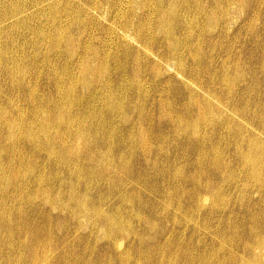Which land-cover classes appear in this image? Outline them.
<instances>
[{
  "label": "rangeland",
  "instance_id": "obj_1",
  "mask_svg": "<svg viewBox=\"0 0 264 264\" xmlns=\"http://www.w3.org/2000/svg\"><path fill=\"white\" fill-rule=\"evenodd\" d=\"M9 1L10 2L8 3V0H0L1 12H3L4 10H7V8L9 9V7H13L14 4H15V6L17 5V7L21 6L22 5L21 3L24 0H9ZM78 1L81 3H79ZM109 1L111 2L112 0H109ZM140 1H142V0H138V3H142ZM199 1H200V3L202 2L201 5H200ZM199 1L198 0H195V1L194 0H175V1L174 0H168V1L167 0H149L150 5L148 4L147 9L152 14L149 13L148 11L142 12L141 10H138L137 16L139 18H141V17L145 18L146 17V21H148L146 23L147 24L149 23L147 33L153 40V43L151 45H149L146 48V50L144 48H141L139 45L134 44V43L130 44L131 46H129V47H132L130 49L128 47H124L125 45L121 44V43H119V47H116V45L118 44L116 42L117 39H115V38L113 39L112 37H110V34H108L109 31L106 28L109 29L110 22L114 21L116 18L119 19L120 17H118V16H121V12H124V9H122V6L119 5V2H118L117 6H113L110 8L111 16H109V14L108 15L106 14V12L110 6V5L108 6V4L104 5V7H101L102 10L101 9H98V10L93 9V11H91L89 8L92 7V1H90V0H82V1L72 0V1H70V3H72L73 6L74 5L75 6H81L82 7L81 9H83L82 11L87 10L89 15L91 14L90 18L92 20L94 19L93 22H91V23H93V24L95 23L94 25L92 24L93 27L91 26L90 23H88V24L86 23V27H85V24L83 26V24L79 22L80 20L77 19L78 17H76V16H78V14L75 13L74 10L69 11L68 13H70V14L68 15L66 13L64 16V13L62 11L64 6L61 7V5H60L58 7V8H60L58 15L59 14L62 15L60 17L61 18L60 21L57 19L54 24L52 23L54 21V18H55V15H54L55 11L52 13L47 12V11L46 12H36L35 14H36V17H38V18L35 21L32 20V22L29 25L28 31L24 30L23 27L15 28L14 31L11 30L14 33H12L10 31V35H5L6 37L2 38V40L4 41V44H5V42L10 43L9 48L11 47L10 48L11 51L9 53V55H10L9 58L7 57L8 59L7 58H0V68L1 67L4 68V69H2V68L0 69L1 70L0 71V92H1V96H2V97L0 96V100H1L0 106L5 107L8 100L13 99L14 104L17 102L15 104L16 107L19 105L18 108H25L26 112H25L23 118H17V119L22 121L24 127H28V125H29L28 122H30V121L32 122L33 121L32 119H36L38 116L40 118V116H41L40 114L37 115V113H33V114L30 113L28 106H26V105H28V102L30 103L29 100H32V98H33L37 101V99H39V97H40L39 95H42V96L45 95V97L48 99L56 98V95H55V93L57 94L56 90L47 89L48 84L55 82V80H57V78L60 76L66 80L64 83L65 87H67V86L69 87L70 84L67 80L68 75L69 74H73V75L76 74V77H78L81 73L80 68L78 69V67L80 65L84 64L85 62L89 63V65L93 68L94 67L100 68L102 65H105L107 68L104 70H107V69L110 70L111 69L110 70L111 73H109L110 75L112 74L110 76V80L114 81L113 87H114L115 91L113 90L112 93H109L110 91H105L102 95H103L105 100L108 99V100H110V103L114 104L113 108L116 110V113H112L109 115L108 113L106 114V112H107L106 111L102 115L106 116V118L110 117V116H112L114 118V124L115 123L116 124L115 125L112 124V129H114L116 132H110V134H109V131L106 130L108 132V139L105 140L106 145L105 144H104V146L102 145L100 147V150H99L101 152V155L104 157L105 163L110 164L112 166L111 173H108L105 176V175H102L101 173L97 174L98 173L97 172V173H94V175L92 177H87L88 178L87 179V178H85L86 177L85 174L84 175L81 173L77 174L75 172L76 170H74L75 168H73L72 166H69V168L72 167L73 169L72 168L71 169L74 170V172L76 173V175L73 174L75 176L72 175L70 177L68 170H70V172H71V169H69L67 166H61L56 161L54 162V161L50 160L48 155L47 154L45 155L44 151L37 149L35 152H33V151L31 152V151H28L27 148L25 149L21 144L19 145V147L22 148V149L19 148V150L22 152L18 151L16 154H18V155L20 154L22 157L25 156L24 157V158H26L25 164L27 165V167H18V175L16 177L17 181L13 180L14 182L12 181V184L11 183L8 184L9 185L8 192L10 193V195L12 193V195H11V196H13L12 198L16 199L18 196H20L17 198V200H18V202H20L22 204L23 210L25 209L24 211L27 214L26 215V222L29 226L28 227L29 230L27 229L25 233L21 234V236H20L21 240H24L23 243H27L26 244L27 249L29 246L33 248L35 245L36 246L44 245L43 246L44 248H42V251L44 253L43 255L46 256V258H45L46 261L42 260L45 262L44 264H52V263L56 264L57 257L60 256V254L64 253V249L66 247L68 249L70 247L72 249V251L67 255V257L64 261V264H66V263L67 264H108L109 262L111 264H116L117 262H118L117 264H123L124 261H125L124 264H127V263H129V264L130 263L131 264H152V263L153 264H168L169 261H171L172 259H174L176 264H183V261L181 260L182 258H180L179 255H175V254L177 253V251H180L179 244H180L181 240L183 239L182 242H185V240L190 239V237L192 235L191 234L192 230H194L193 233L196 231L195 237L192 236L193 247L196 245L197 246L199 245L198 248H200V247L204 248L207 246L208 249H211L212 247L213 248L216 247L215 249H217L221 244L227 243V246H229L228 248L232 249V247L230 245L233 244L234 247H236V245L241 246L242 241L241 240L238 241L237 238L234 239L235 237L231 233H228V232H226V234H224V236L223 235H217V233L220 234V233H222L221 231L223 229H226V228L233 226L232 224L237 225L241 222L242 223L246 222L247 227L246 226L245 227L248 229L249 223L251 224L254 222V220L252 219L253 218L252 216L256 215V214L260 215V214H262V212H264V189H263L264 188L263 187L264 186V184H263L264 183V120H263L264 119V68H263V66H264V0H229V1L228 0H218V2H217V0H199ZM215 1H216V4H215ZM85 3H86V5H85ZM219 3H220V5H219ZM214 4H215V6H214ZM175 5H177V6H175ZM217 5H219V6H217ZM197 6H199V7H197ZM168 7H170V8H168ZM239 8H241L242 10L241 9L239 10ZM172 9H173V12H171ZM221 9H223V11H225V12H223ZM160 10H161V12L163 11L166 14L168 12L169 18H170L171 14H174L176 12L175 16L177 17L176 20L179 24V28L175 31V35L178 38L182 37L181 40L184 42V43H182L184 45L182 47H180V54L182 57L181 59H183L181 61L182 62V68L180 70H177L178 68L176 67V64L173 62V59L171 57L167 59V52L169 51V47H168L166 39H165L166 38L165 34L161 31H156L153 28L149 29L150 24H155V23L159 24L160 23V21H159L160 18L156 14V12L160 11ZM1 12H0V14H2ZM203 13L206 15H204ZM209 13H211L212 15ZM72 14L74 15V17H73V20L70 21L72 19ZM191 14H194V15H191ZM147 15H149V16L147 17ZM202 15H204V16H202ZM180 16H182V17H180ZM211 16H212V18H211ZM112 18L114 20H112ZM124 18H125V20H127L128 16H124ZM208 18L210 19V21L208 20ZM181 20H183V21H181ZM75 21H77V23ZM123 21H124V19H123ZM211 21H212V23H211ZM33 22H34V24H33ZM35 22H37V24ZM70 22H72V23L70 24ZM104 22L106 23V26L104 25ZM213 22L215 25L213 24ZM183 23H185V24L183 25ZM211 24L213 27L211 26ZM56 26L59 28H57ZM191 26H193V28ZM90 29L92 32L90 31ZM31 30H33V31H31ZM82 30H83V32H82ZM29 32L30 33L32 32V35ZM118 33L121 34L122 32L120 31ZM23 34H24V36H23ZM25 35H29V36L26 37ZM32 36H34V38L35 37L36 38L33 39ZM106 36H107V39H105ZM22 38L23 39L26 38V40H23ZM66 38L69 39L67 44L64 42V40H66ZM20 40H21V42H20ZM29 40H32V41H29ZM60 40L63 41V42H60L61 44L59 42H57ZM163 40H165V41H163ZM112 42L114 43V46H113V48L109 49L110 50L109 51L108 48L110 45L113 44ZM16 43H17V45H16ZM105 43H106V45H105ZM40 44H41V46H39ZM68 45H70V46H68ZM54 46H56V47H54ZM33 47H35L36 49H34ZM54 48L56 50H54ZM166 48H168V49H166ZM57 50L59 52H57ZM80 50H82V52ZM95 50H97V51H95ZM114 50H116L117 52ZM137 50L140 52H138ZM197 50H198V52H197ZM143 51L145 53L147 52V54H149V55H146L145 53H143ZM104 52H105V54H104ZM108 52H110V53H108ZM73 53L75 55H72ZM115 53H119V54L117 55ZM124 53H125V55L123 56ZM137 54L139 55V58H138ZM190 54H191V56H190ZM193 54L198 58V60H197V58H195L196 61L193 60V57H192ZM50 55H53V56H50ZM83 55L85 58L83 57ZM115 55H116V58L114 57ZM92 56H94V58ZM40 57L43 58L42 62H41ZM59 57H61V58H59ZM13 58L14 59L18 58V59L16 61L15 60L13 61ZM36 58H37V60H36ZM56 58H59V59L57 60ZM90 58H91V60H89ZM140 58H142V59H140ZM10 59H11V61H10ZM22 60H23V62H22ZM26 60H28V62ZM54 60H56V61L54 62ZM93 60H94V62H93ZM136 60H138L139 62ZM24 61H25L26 65H24ZM68 61L69 62L74 61L73 63L76 64V67L74 69H71V71L67 67V65L69 63ZM127 61H131V62H128V64H127L126 63ZM62 62H64V63H62ZM12 63H15V64L13 65ZM93 63H95V64H93ZM101 63H103V64H101ZM125 64H126V66H125ZM54 65L57 66V69L55 66V70L53 68ZM239 66H240V69H239ZM245 66H246V68H245ZM37 67H39V68H37ZM73 67L74 66H72V68ZM139 67H140V70H142L141 71V82H138L136 78L134 79V78H132V76L131 77L129 76V75H133L134 72L137 71V69ZM58 68L60 69V71ZM76 68H77V70H76ZM235 68H236V70H235ZM48 69H50V71ZM44 71L46 72V74H44L45 73ZM53 71H55V72L53 73ZM57 71L59 72V74ZM5 72H6V74H5ZM13 72H15V73H13ZM60 72H62V73H60ZM234 72L238 73V74H234ZM242 72L244 73V76H243ZM27 73H29V74H27ZM54 74L56 75V77ZM30 75H31V77H30ZM154 75L157 77H155ZM227 75H230V76L227 77ZM3 76L6 78H4ZM36 76L38 77L37 80H36ZM7 77H9V78H7ZM51 77H53V78H51ZM14 78L17 80H15ZM54 78H56V79L54 80ZM222 78H224V80ZM75 79H76V81H74V84H76V88H77L78 92L83 91V88H82L83 82L81 81V79H80V81L77 78H75ZM108 79H109V77H108ZM13 80H15V81H13ZM239 80L241 81V83ZM236 81H238V82L236 83ZM242 81H243V83H242ZM5 82H7V83H5ZM119 82H120V84H118ZM233 82H235V83H233ZM18 83H22V84L24 83L23 85H29L28 87L31 86L30 87L31 89H28V91L26 90L22 94V92L19 91L20 89H18V87H19ZM226 83H227V87H228L229 83L232 84V85L229 84V87L231 86L230 90H228L226 88ZM11 84H14L16 86H13ZM80 84H82V85H80ZM140 84H142L140 86V87H142V93L139 96L138 94H135V91L137 89L136 86L139 87ZM34 86L39 87V88L35 89ZM223 86H225V87H223ZM11 87H13V89H11ZM32 87L34 88V90ZM183 87H184V89H183ZM14 88H16L17 92L15 91ZM180 88H181V90H180ZM210 89H211V91H210ZM131 90L134 92H132ZM177 90H179L181 93L183 92V94L185 95L182 98V100H180V98L175 95ZM4 92H6V93L4 94ZM14 92H16L17 94ZM209 92H212V94ZM227 92H228V94H227ZM27 93H29V94H27ZM190 93L196 97L195 100H197V103L199 105V106L198 105L195 106V108H193V106H192L191 109L189 108V103L192 104V102L189 101L190 95H191ZM30 94H32V95H30ZM79 94H80V96H84V97L87 96V94H81V93H79ZM4 95L7 97L4 98L5 97ZM21 95H22V97H21ZM8 96L10 99L8 98ZM34 96H36V97H34ZM145 97L147 99H144L145 101L142 104V99ZM228 97H230V98H228ZM24 98H25V100H24ZM134 99H135V101H134ZM137 99L140 101V103L136 101ZM128 101H130L131 103H134V102L138 103L137 105H139V107L144 109L142 112L146 113V116H148V120L145 121L144 118H142V120L137 121L136 118L139 117L138 116L139 112H137V111L133 112V110L130 109V102H128ZM168 101L172 104H170ZM161 103H163V105L161 107H159L158 104H161ZM3 104H5V105H3ZM24 104H25V106H24ZM208 105H212V106L209 107ZM96 107H99L101 109L99 102L97 103ZM99 108H96V109H99ZM169 109L171 111H169ZM101 110H103V109H101ZM89 112L92 113L93 111H89ZM89 112H88V114L86 113V116L89 115ZM174 112H175V114H174ZM191 112H193V113H191ZM134 113H136V114H134ZM131 114H132V116H131ZM160 114L164 117H162ZM27 115H29V116L27 117ZM11 116H6L7 118H9V117L11 118V119L9 118L8 121H14V122L18 123L16 117L13 116L14 117V120H13V117H11ZM130 116H131V118L133 117L132 118L133 123L132 124H125L124 119L130 118ZM175 116L176 117L178 116V117L176 118ZM196 116H198V117H196ZM185 117L187 118V120ZM184 118H185V120H184ZM135 119H136V121H135ZM181 119H182V122L180 121ZM205 119L208 121L205 122ZM85 120H88V121H86V124L89 123V125H90L89 117H88V119H85ZM202 120H203V122H202ZM210 120H211V122H210ZM231 122H233V123H231ZM2 123H3V121L0 122V134L2 136H4L6 129H4V130L2 129L3 128L2 126L4 125V123L3 124ZM184 123H185V125H184ZM199 123L201 126L199 125ZM177 126H179V127H177ZM125 127L126 128H134L137 131L140 130L143 132V135L146 139V141H144V145L146 146V149H147L145 155H142V153L140 152L141 151L140 140H135V142L130 141L131 144H133L131 146H129L130 143L129 144H127V143L123 144L124 145L123 147L118 145V144H120L118 142L119 136L121 135V133L122 134L125 133ZM1 130H3V131H1ZM94 131H95V129L93 128L91 131L92 134L90 133V136H92L93 139H92V141L90 140V144L88 143L89 146L93 145L94 140H96L97 138H100L99 133L102 130L96 129V131L95 132ZM231 131H232V134H234L235 136L231 134ZM240 132L242 133V135ZM166 135H167V137H166ZM243 135H245V137H243ZM184 136L186 137V139ZM203 136H205V137H203ZM164 137H166V138H164ZM196 137H197V139H196ZM255 139H256V141H255ZM167 140H169V141H167ZM109 141L111 144L109 143ZM180 141L182 144L180 143ZM8 142L9 141L7 140V141H5V143L2 142L0 144V147L2 148V152H0L1 153L0 164L4 165L5 168H6V166H7V168H9L11 163L16 162L17 163L16 165L19 164V162H17L16 160H12V161L8 162V159L10 157V152L4 148L6 146L11 148V146L13 144V142H9V143ZM199 142H201V143H199ZM236 142H237V144H236ZM233 143H235V144H233ZM138 144H139V146H138ZM160 144L162 147L160 146ZM163 144H165V145H163ZM167 144H169V145H167ZM4 145H5V147H4ZM116 145L120 146V147H117ZM135 145L137 148L135 147ZM132 146H133V148L135 147V149H136V153H135L134 157H131V155L129 154V151H128L129 147H132ZM156 146L157 147L159 146V147L156 148ZM167 146H168V148H167ZM165 147L167 148V150ZM193 147H197V148H193ZM211 147H214V149H212ZM253 147H255L256 149ZM106 148H108V152H107ZM161 148H162V150H161ZM235 148L238 150V152H237V150H235ZM163 149H164V152H163ZM168 149H169V151H168ZM217 149H218V152H217ZM251 149H253L254 152H257L258 153L257 156L260 158V160L258 159V162H260L259 163V174L260 175L257 177L255 175H253V171H252L251 167L248 166V164L245 161L246 154L248 152L251 154V151H253ZM258 149H259V151H258ZM102 150H104L105 152ZM214 150H215V152L213 153ZM39 151H40V153H39ZM161 151H162V153H161ZM246 151H247V153H246ZM260 151H261V153H260ZM158 152H160L162 154V156ZM3 153H4V155H3ZM16 154H15V156H16ZM128 154H129V156H128ZM155 154L158 155V157ZM203 155H205V156H203ZM206 155H207V157H206ZM202 156H203V158L206 157V159L202 160ZM81 157H83L82 159L89 160L87 155L85 156L84 154H81ZM126 157H129L130 159L129 158L126 159ZM262 157H263V159H262ZM46 158H47V160H46ZM121 158H124V159H121ZM136 158L144 159V161L146 160L144 166L140 165L138 167V162H137ZM125 159L126 160L129 159V162H127V163L130 165L131 171L135 172L136 169L138 171L141 169L139 175H133L131 173L128 176H126V175L120 174V171H117V173H116L117 168L115 166L118 163H121L124 161L126 162ZM172 159H173V161H172ZM209 159H210V161H209ZM27 160H29V161H27ZM114 160H116V161H114ZM130 160H131V162H130ZM217 161H220L218 163L223 164V167L222 166L221 167L223 168L224 171L222 170V168L218 169L220 172L223 171V173L221 172L223 174V176L221 173L217 172V170H214L215 167L211 166V164H210L213 162L216 163ZM221 161L223 163H221ZM27 163H29V164H27ZM37 163H38V165H37ZM207 163H209V164H207ZM224 163L227 166H225ZM88 164L86 162V165H88ZM174 164H176V165H174ZM208 165H210L211 167H209ZM243 165H245V166H243ZM176 166H178V167H176ZM181 166H182V168H181ZM33 167H35V168H33ZM55 167H56V169H55ZM180 168L183 169L184 172ZM85 169H86V167L83 170H85ZM4 170L0 171V180H2L3 182L5 180L6 175L8 176V173L10 175V172H11V170H9V169H4ZM243 170H245V171L243 172ZM198 171L200 172V174ZM233 172H235L236 174ZM53 173H55V174H53ZM175 173H176V175L173 176ZM232 173H233V175H232ZM1 174H2V176H1ZM114 174H115V176H114ZM171 174H173V175H171ZM192 174H194V175H192ZM226 174L228 175V177H226ZM52 175L54 177H52ZM188 175L194 176L196 179L199 178L198 180L195 179L196 181H198L196 183L198 185L200 184L199 186L202 187V189H203L200 191V193H197L198 195L196 194L197 196L194 200L191 198V195L194 193V188H193L194 186H192V185H181V177L188 176ZM200 175H201V178H200ZM83 176H84V178H83ZM35 177H37V178H35ZM114 177H116V178H114ZM163 177L165 178L164 180H163ZM157 178H158V180H157ZM31 179H32V182H30ZM118 179L120 182L118 181ZM131 179L133 181H130ZM137 179H139V180H137ZM48 180L50 181L49 183H48ZM177 180H178V182H177ZM139 181L141 184L142 183L143 184L142 185L140 184L138 186L137 184H139ZM162 181L163 182L166 181V182L162 183ZM244 181H245V183L243 184ZM261 181H263V182H261ZM73 182H75V183H73ZM228 182L230 185L228 184ZM251 182L254 183L255 185L251 184ZM106 183H107V185H106ZM176 183H177V185H176ZM108 184H110V186ZM42 185H44V186L46 185V186L44 187ZM63 185H65V186H63ZM180 185L182 186L180 188L181 191H176V188L179 187ZM205 185H207V186H205ZM93 186L94 187L97 186V187L94 188ZM127 186L129 188H127ZM246 186H248L249 189ZM251 186H252V188H251ZM34 187H36V188L34 189ZM40 187H42V188H40ZM119 187H120V189H119ZM162 187L165 190L164 192L162 191L163 190ZM209 187H210V190H208ZM222 187H225V188L223 189ZM31 188L34 191H31L32 190ZM62 188H64V189H62ZM121 188L124 191H122ZM142 188H145V190ZM257 188H258V190H257ZM28 189H29V191H28ZM65 189L67 191L69 189V191L67 192ZM135 189L137 191H135ZM50 190H51V192L49 193ZM62 190H64V191H62ZM108 190L109 191L111 190L110 193ZM173 190H175V191H173ZM182 190L183 191L185 190V192H183ZM19 191H21V192H19ZM239 191H240V193H239ZM17 192H19L18 195H17ZM44 192H45V194H47V196L45 194L43 195ZM121 192H123V193H121ZM146 192H148V193H146ZM205 192L208 194H206ZM30 193H32V194H30ZM51 193H53V195ZM66 193H68V194H66ZM78 193L82 194V195H80V198H81L80 201L85 204L84 206L82 204H81V206H79L80 202L71 200ZM128 193H129V195H128ZM171 193H172V195H171ZM221 193L223 196L221 195ZM256 193H258V195ZM61 194H62V198H61ZM114 194H116V195L114 196ZM41 195H42V197H41ZM259 195H260V197H259ZM117 196H120L121 198L117 197ZM153 196H154V198H153ZM178 196H180L181 198ZM170 197H172V198H170ZM207 197L210 200H208ZM205 198L208 200V202ZM242 198L244 201L242 200ZM161 199H163V200H161ZM202 199H203V201H202ZM90 200L93 202H91ZM151 200L153 201V203ZM205 200L208 203L206 205H205V203H206ZM104 201H105V203H104ZM131 201H133V202H131ZM240 201H242L243 203ZM41 202H43V203H41ZM160 202H161V204H160ZM162 203H163V205H162ZM164 203H166V204H164ZM90 204H91V206H90ZM155 204H156V206H155ZM215 204L218 206H216ZM172 205H174V206H172ZM225 205H227V207ZM233 205H235V207ZM96 206H98V207H96ZM132 206H133V208H132ZM103 207H105V208H103ZM174 207H175V210H174ZM53 208H55V209H53ZM90 208H92L94 210L90 211ZM76 209H80V210L78 211ZM55 210H57V211H55ZM169 211H170V213H169ZM174 211H175V213H174ZM195 211H197V212H195ZM61 212L62 213L65 212V213L62 214ZM139 212H140V214H139ZM165 212H166V214H165ZM74 213L76 215H74ZM38 214H40V215H38ZM125 215H126V217H125ZM56 216H57V218H56ZM102 216H104V217L109 216L110 218H113L118 225L115 227L108 226L106 221L104 222V218ZM148 216H149V218H148ZM173 216H174V218H173ZM175 216H177V217H175ZM32 217H34V218H32ZM100 217H101V219H100ZM13 218H14V216H12V219ZM27 218H28V220H27ZM168 218H169V221L167 220ZM99 219H100V221H99ZM131 219L133 220V222H131ZM141 219L143 222L141 221ZM146 219H147V221H146ZM150 219H153V220H150ZM176 219H177V221H176ZM197 219H199V220H197ZM128 220H130V221H128ZM172 220H173V222H172ZM65 223H66V225H65ZM103 223H104V225H103ZM205 223H206V225H205ZM133 224H135L136 226ZM200 224H201V226H200ZM126 225L128 226V228ZM65 226H66V229H65ZM84 226H86L85 229L87 231H85V229H83ZM261 226L264 227V223L261 224ZM61 227H62V229H61ZM30 228H31V230H30ZM134 228H135V230H134ZM152 228H153V230H152ZM169 228H171V229L169 230ZM73 229H75V230H73ZM81 229L83 231H85L86 234L83 233V231H81ZM69 230H70V233H69ZM79 230L81 232H79ZM53 231H55L54 232L55 234L53 233ZM165 231H167V232H165ZM204 231H206V232H204ZM120 234H121V236L123 235V237H121ZM177 234H178V236H177ZM179 234H181V235H179ZM25 235H26V237H25ZM27 235H30L29 236L30 238H28ZM43 235H45V236H43ZM113 235H114V237H113ZM49 236L51 237L52 243L49 240ZM131 236L133 238H131ZM164 236L166 238H164ZM229 236H230V238H229ZM24 237H25V239H24ZM39 238H41V240ZM123 238L126 240H124ZM212 238H215V239H212ZM227 238H229V239H227ZM27 239H29L30 241ZM38 239H39V241H38ZM86 239H87V242H86ZM199 239H201L200 240L201 245L199 244ZM216 239H218V240H216ZM244 239H246V238H244ZM88 240H89V244H88ZM142 240H143V242H141ZM223 241L226 243H224ZM14 242H16V240ZM93 243H94V246H93ZM160 243H161V245H160ZM83 244H84V246H83ZM139 244H140V246H139ZM4 246L5 245L2 244L0 247V264H5L4 260L8 256L10 257V262L12 264H15V260H16L15 254L16 253H13V252L16 248V244L14 243L12 245L13 247H11V249H8L7 247H4ZM240 246H238V248H234V250H236V251L233 250V252L241 253L242 250H241ZM30 247H29V250H30ZM88 248H90V249L88 250ZM96 248H97V250H96ZM61 249H62V251H60ZM29 250H25V252H23L24 253L23 254L24 255L23 260H24L25 264H27V263L31 264V262L29 263V261L30 260L32 261L31 254L29 255V252H28ZM80 250H81V252H80ZM127 250H129V251H127ZM9 251L11 254L13 253L12 256L9 255L10 254ZM86 251L88 252V254ZM168 251H171V252H168ZM74 253H75V255H74ZM79 253L81 254V256ZM84 253H86V255ZM97 254H98V256H97ZM26 255H28L30 257H28ZM52 255L54 256V258H52L53 257ZM84 255H85V257H84ZM90 255H91V257H90ZM144 255L146 257H148L150 260H153V262L148 263V260L144 258ZM163 256L165 257V259L163 258ZM167 256L168 257L171 256L170 259ZM111 257H112V259H110ZM28 258H29V260H28ZM73 258H74V260H73ZM106 258H107V260H106ZM125 258L127 260H124ZM108 260H109V262H108ZM129 261H131V262H129ZM135 261H136V263H134ZM162 261H164V262H162ZM62 263L63 262H61V264ZM40 264H42V263H40ZM58 264H60V263H58Z\"/></svg>",
  "mask_w": 264,
  "mask_h": 264
},
{
  "label": "bare ground",
  "instance_id": "obj_2",
  "mask_svg": "<svg viewBox=\"0 0 264 264\" xmlns=\"http://www.w3.org/2000/svg\"><path fill=\"white\" fill-rule=\"evenodd\" d=\"M70 1H72V0H24L20 5L21 6H18L17 7V5L15 6V4L13 5V7H9V9L7 8V10H4L3 12H1V10H0V12L2 13V14H0V58H9V53H10V51H11V47L9 48V45H10V43H6L5 42V44H4V41L2 40V38L4 37H6L5 35H10V31L11 30H15V28H19V27H23L24 28V30H27L28 31V29H29V25H30V23L32 22V20H36L38 17H36V12H50V13H52V12H54L55 11V13H54V15H55V18H54V21L52 22L53 24L56 22V20L58 19L59 21H60V17L62 16L61 14H59L58 15V13H59V11H60V8H58L60 5H61V7L62 6H64V8L62 9V11H63V13H64V16H65V14L67 13L68 15L70 14V13H68L69 11H75V13H77L78 14V16H76V17H78L77 19H79L80 21V23H82L83 24V26H84V24H85V27H86V23L88 24V23H90L91 24V26H92V24L93 23H91V22H93V20L90 18V16H91V14L89 15V13H88V11L87 10H84V11H82L83 9H81L82 7L81 6H73V4L72 3H70ZM80 1H82V0H80ZM90 1H92V7H90L89 9L91 10V11H93V9H96V10H98V9H101V7H104V5H107L108 4V6H109V8H108V10H107V12H106V14L108 15L109 14V16H111V11H110V8L111 7H113V6H117L118 5V2H119V5H121L122 6V9H124V12H121V16H118V17H120L119 19H113L112 18V20H114V21H112V22H110V27H109V29L108 28H106L108 31H109V33L108 34H110V37H112L113 39L115 38V39H117V45H116V47H119V43H121V44H124L125 46L124 47H128L129 49L130 48H132V47H129V46H131L130 44H137V45H139L141 48H144L145 50H146V48L149 46V45H151L152 43H153V40H152V38L148 35V33H147V29H148V26H149V23L147 24L146 22H148V21H146V17L145 18H142L141 16V18H139L138 16H137V11L138 10H141L142 12H147L148 11V4H149V0H142V1H140V2H142V3H138V0H112L111 2L109 1V0H90ZM168 1V0H167ZM175 1V0H174ZM195 1V0H194ZM199 1V0H198ZM229 1V0H228ZM10 1L8 0V3H9ZM16 2V1H15ZM79 2V1H78ZM152 2V1H151ZM171 2V1H170ZM179 2V1H178ZM217 2H218V0H217ZM12 3V2H11ZM79 3H81V2H79ZM192 3V2H191ZM194 3V2H193ZM199 3H200V1H199ZM202 4V2L200 3V5ZM215 4H216V1H215ZM215 4H214V6H215ZM230 4V3H229ZM7 5V4H6ZM85 5H86V3H85ZM90 5V4H89ZM88 5V6H89ZM150 5V4H149ZM196 5V4H195ZM198 5V4H197ZM199 5V6H200ZM209 5V4H208ZM219 5H220V3H219ZM219 5H217V6H219ZM222 5V4H221ZM9 6V5H8ZM168 6V5H167ZM166 6V7H167ZM171 6V5H170ZM175 6H177V5H175ZM180 6V5H179ZM178 6V7H179ZM199 6H197V7H199ZM216 6V7H217ZM183 7V6H182ZM201 7V6H200ZM4 8V7H3ZM85 8V7H84ZM88 8V7H87ZM86 8V9H87ZM151 8V7H150ZM168 8H170V7H168ZM174 8V7H173ZM187 8V7H186ZM243 8V7H242ZM5 9V8H4ZM155 9V8H154ZM160 9V8H159ZM195 9V8H194ZM199 9V8H198ZM202 9V8H201ZM200 9V10H201ZM241 8H239V10H240ZM102 10V9H101ZM115 10V9H114ZM152 10V9H151ZM150 10V11H151ZM167 10V9H166ZM177 10V9H176ZM185 10V9H184ZM191 10V9H190ZM203 10V9H202ZM201 10V11H202ZM222 11H223V9H221ZM242 10V9H241ZM168 11V10H167ZM166 11V12H167ZM193 11V10H192ZM195 11V10H194ZM204 11V10H203ZM207 11V10H206ZM214 11V10H213ZM115 12V11H114ZM149 12V11H148ZM155 12V11H154ZM171 12H173V9H172V11ZM179 12V11H178ZM223 12H225V11H223ZM222 12V13H223ZM243 12V11H242ZM57 13V14H56ZM62 13V12H61ZM72 13V12H71ZM105 13V12H104ZM149 13H151V12H149ZM192 13V12H191ZM196 13V12H195ZM241 13V12H240ZM148 14V13H147ZM152 14V13H151ZM156 14H157V16L160 18L159 19V21H160V23L159 24H157V23H155V24H150V27H149V29L151 28H153V29H155L156 31H161V32H163L164 34H165V36H166V42H167V45H168V47H169V51L167 52V59L168 58H172L173 59V62L176 64V67L178 68L177 70H180L181 68H182V60L183 59H181L182 57H181V54H180V47H182L184 44H182V43H184L182 40H181V38H178L176 35H175V31L179 28V24H178V22H177V17L175 16V14H176V12L174 13V14H171L170 15V18H169V16H168V12H167V14L166 13H164L163 11L161 12V10L160 11H157L156 12ZM204 14V13H203ZM209 14H211V13H209ZM42 15V14H41ZM139 15V14H138ZM191 15H194V14H191ZM204 15H206V14H204ZM204 15H202V16H204ZM212 15V14H211ZM227 15V14H226ZM124 16H128V19L127 20H125V18H124ZM149 15H147V17H148ZM201 16V17H202ZM41 17V16H40ZM49 17V16H48ZM51 17V16H50ZM73 17H74V15L72 14V19L70 20V21H72L73 20ZM95 17V16H94ZM97 17V16H96ZM113 17V16H112ZM180 17H182V16H180ZM104 18V17H103ZM115 18V17H114ZM151 18V17H150ZM210 18V17H209ZM208 18V20L210 21V19ZM211 18H212V16H211ZM217 18V17H216ZM99 19V18H98ZM123 19H124V21H123ZM153 19V18H152ZM157 19V18H156ZM182 19V18H181ZM191 19V18H190ZM49 20V19H48ZM195 20V19H194ZM58 21V22H59ZM158 21V20H157ZM181 21H183V20H181ZM41 22V21H40ZM39 22V23H40ZM76 23H77V21H75ZM95 22V21H94ZM97 22V21H96ZM106 22V21H105ZM104 22V25L106 26V23ZM155 22V21H154ZM186 22V21H185ZM215 22V21H214ZM214 22H213V24H214ZM36 24H37V22H35ZM72 22H70V24H71ZM98 23V22H97ZM211 23H212V21H211ZM33 24H34V22H33ZM60 24V23H59ZM95 24V23H94ZM93 24V25H94ZM108 24V23H107ZM157 24V25H156ZM185 23H183V25H184ZM190 24V23H189ZM39 25V24H38ZM51 25V24H50ZM63 25V24H62ZM65 25V24H64ZM79 25V24H78ZM215 25V24H214ZM96 26V25H95ZM211 26H212V24H211ZM57 27V26H56ZM72 27V26H71ZM84 27V28H85ZM88 27V26H87ZM93 27V26H92ZM192 28H193V26H191ZM213 27V26H212ZM32 28V27H31ZM30 28V29H31ZM37 28V27H36ZM57 28H59V27H57ZM117 28V29H116ZM191 28V29H192ZM35 29V28H34ZM70 29V28H69ZM93 29V28H92ZM97 29V28H96ZM189 29V28H188ZM81 30V29H80ZM193 30V29H192ZM13 31H11L12 33H14ZM31 31H33V30H31ZM72 31V30H71ZM70 31V32H71ZM87 31V30H86ZM90 31H91V29H90ZM122 32L121 34L120 33H118V32ZM45 32V31H44ZM79 32V31H78ZM82 32H83V30H82ZM89 32V31H88ZM92 32V31H91ZM28 33V32H27ZM30 33V32H29ZM54 33V32H53ZM75 33V32H74ZM77 33V32H76ZM31 35H32V32L30 33ZM52 34V33H51ZM92 34V33H91ZM54 35V34H53ZM52 35V36H53ZM23 36H24V34H23ZM26 37L27 36H29V35H25ZM59 36V35H58ZM62 36V35H61ZM33 37V39H35L34 38V36H32ZM75 37V36H74ZM50 38V37H49ZM60 38V37H59ZM70 38V37H69ZM83 38V37H82ZM90 38V37H89ZM23 39V38H22ZM21 39V40H22ZM28 39V38H27ZM32 39V38H31ZM32 39V40H33ZM105 39H107V36H106V38ZM21 40H20V42H21ZM23 40H26V38L25 39H23ZM32 40H29V41H32ZM52 40V39H51ZM79 40V39H78ZM112 40V39H111ZM13 41V40H12ZM18 41V40H17ZM28 41V42H29ZM68 41H69V39L68 38H66V40H64V42L67 44L68 43ZM93 41V40H92ZM110 41V40H109ZM163 41H165V40H163ZM46 42V41H45ZM57 42H63L62 40H60V41H57ZM75 43V42H74ZM113 43V42H112ZM15 44V43H14ZM46 44V43H45ZM53 44V43H52ZM61 44V43H60ZM73 44V43H72ZM16 45H17V43H16ZM51 45V44H50ZM54 45V44H53ZM56 45V44H55ZM83 45V44H82ZM105 45H106V43H105ZM39 46H41V44L39 45ZM65 46V45H64ZM68 46H70V45H68ZM76 46V45H75ZM113 46H114V43L112 44V45H110L109 46V48H108V50L109 49H111V48H113ZM15 47V46H14ZM20 47V46H19ZM25 47V46H24ZM43 47V46H42ZM54 47H56V46H54ZM88 47V46H87ZM106 47V46H105ZM13 48V47H12ZM34 49H36L35 47H33ZM68 48V47H67ZM86 48V47H85ZM94 48V47H93ZM97 48V47H96ZM41 49V48H40ZM48 49V48H47ZM46 49V50H47ZM101 49V48H100ZM105 49V48H104ZM124 49V48H123ZM126 49V48H125ZM138 49V48H137ZM166 49H168V48H166ZM17 50V49H16ZM22 50V49H21ZM54 50H56L55 48H54ZM70 50V49H69ZM77 50V49H76ZM92 50V49H91ZM99 50V49H98ZM15 51V50H14ZM13 51V52H14ZM20 51V50H19ZM23 51V50H22ZM44 51V50H43ZM81 52H82V50H80ZM95 51H97V50H95ZM105 51V50H104ZM110 51V50H109ZM114 51H116V50H114ZM130 51V50H129ZM138 51V50H137ZM142 51V50H141ZM21 52V51H20ZM57 52H59L58 50H57ZM71 52V51H70ZM73 52V51H72ZM76 52V51H75ZM86 52V51H85ZM92 52V51H91ZM113 52V51H112ZM117 52V51H116ZM138 52H140V51H138ZM190 52V51H189ZM197 52H198V50H197ZM27 53V52H26ZM108 53H110V52H108ZM129 53V52H128ZM143 53H145L144 51H143ZM81 54V53H80ZM79 54V55H80ZM84 54V53H83ZM104 54H105V52H104ZM115 54H119V53H115ZM146 55H149V54H147V52L145 53ZM144 54V55H145ZM152 54V53H151ZM198 54V53H197ZM13 55V54H12ZM27 55V54H26ZM56 55V54H55ZM54 55V56H55ZM72 55H75L74 53L72 54ZM77 55V54H76ZM93 55V54H92ZM100 55V54H99ZM125 55V53L123 54V56ZM138 55V54H137ZM136 55V56H137ZM50 56H53V55H50ZM61 56V55H60ZM65 56V55H64ZM98 56V55H97ZM112 56V55H111ZM122 56V57H123ZM133 56V55H132ZM190 56H191V54H190ZM13 57V56H12ZM83 57H84V55H83ZM93 58H94V56H92ZM103 57V56H102ZM101 57V58H102ZM105 57V56H104ZM115 58H116V55L114 56ZM152 57V56H151ZM192 57H193V60H195V58H197L194 54L192 55ZM199 57V56H198ZM7 58V59H8ZM41 58V57H40ZM49 58V57H48ZM59 58H61V57H59ZM59 58H56L57 60L59 59ZM72 58V57H71ZM85 58V57H84ZM138 58H139V55H138ZM188 58V57H187ZM200 58V57H199ZM18 59V58H17ZM16 58L14 59L13 58V61L15 60H17ZM26 59V58H25ZM31 59V58H30ZM42 59L43 58H41V62H42ZM50 59V58H49ZM77 59V58H76ZM75 59V60H76ZM105 59V58H104ZM136 59V58H135ZM140 59H142V58H140ZM148 59V58H147ZM36 60H37V58H36ZM71 60V59H70ZM74 60V61H75ZM78 60V59H77ZM82 60V59H81ZM89 60H91V58L89 59ZM95 60V59H94ZM94 60H93V62H94ZM103 60V59H102ZM101 60V61H102ZM119 60V59H118ZM121 60V59H120ZM187 60V59H186ZM197 60H198V58H197ZM200 60V59H199ZM10 61H11V59H10ZM12 61V62H13ZM27 62H28V60H26ZM40 61V60H39ZM51 61V60H50ZM56 60H54V62H55ZM74 61H71V62H69L68 63V65H67V67L70 69V71H71V69H74L75 67H76V64L75 63H73ZM97 61V60H96ZM100 61V62H101ZM136 61H138V60H136ZM196 61V60H195ZM2 62V61H1ZM22 62H23V60H22ZM21 62V63H22ZM52 62V61H51ZM83 62V61H82ZM103 62V61H102ZM128 62H131V61H127L126 63L128 64ZM139 62V61H138ZM170 62V61H169ZM201 62V61H200ZM62 63H64V62H62ZM80 63V62H79ZM96 63V62H95ZM95 63H93V64H95ZM136 63V62H135ZM4 64V63H3ZM7 64V63H6ZM9 64V63H8ZM13 65L15 64V63H12ZM20 64V63H19ZM18 64V65H19ZM57 64V63H56ZM92 64V63H91ZM100 64V63H99ZM101 64H103V63H101ZM12 65V66H13ZM23 65V64H22ZM24 65H26L25 64V61H24ZM33 65V64H32ZM97 65V64H96ZM107 65V64H106ZM109 65V64H108ZM200 65V64H199ZM262 65V64H261ZM260 65V66H261ZM40 66V65H39ZM48 66V65H47ZM55 66L56 65H54V70H55ZM66 66V65H65ZM72 66H74L73 68H72ZM79 66V65H78ZM115 66V65H114ZM125 66H126V64H125ZM6 67V66H5ZM15 67V66H14ZM32 67V66H31ZM35 67V66H34ZM42 67V66H41ZM122 67V66H121ZM2 69H4L3 67H1ZM0 68V69H1ZM7 68V67H6ZM5 68V69H6ZM19 68V67H18ZM24 68V67H23ZM37 68H39V67H37ZM48 68V67H47ZM64 68V67H63ZM62 68V69H63ZM80 68V75L78 76V77H76V74L75 75H73V74H69L68 75V77H67V80H68V82H69V84H70V86L68 87H65V85H64V83H65V79L64 78H62V77H58L57 78V80H55L56 78H54V80H55V82H52V83H49L48 84V86H47V89H51V90H56V92H57V94L55 93V95H56V98H51V99H48V98H46L45 97V95L44 96H42V95H39L40 97H39V99H37V101L35 100V99H33L32 98V100H29L30 101V103L28 102V105H26V106H28V108H29V111H30V113L31 114H33V113H37V115H41L40 116V118H39V116L36 118V119H32L33 121L31 122H28L29 123V125H28V127H24L23 126V123H22V121L21 120H19V119H17V118H23V116H24V114H25V112H26V109L25 108H18V106L16 107L15 106V104L17 103H15L14 104V102H13V99H11V100H8V102L6 103V105L5 104H3V105H5V107H3V106H0V122H2L3 121V123H4V125L1 127L3 130L4 129H6V131H5V135L4 136H2L1 134H0V144L3 142V143H5V141H9V142H13V144H12V146H11V148L10 147H8V146H6L5 147V145H4V149H6V150H8L9 152H10V157H9V159H8V162L9 161H12V160H16L17 162H19V164L18 165H16L17 163L15 162V163H11V165L9 166V168H7V166H6V168L4 167V165H1L0 164V171H3L4 169H9V170H11V172H10V175H9V173H8V176L6 175V177H5V180H4V182L2 181V180H0V247H1V245L3 244V245H5L4 247H7L8 249H11V247H13L12 245L15 243L16 244V248H15V250H14V252L13 253H16L15 255V258H16V260H15V264H25L24 263V260H23V252H25V250H29V247H28V249H27V243H23V241L24 240H21V234L22 233H25L26 232V230L28 229V224H27V222H26V212L23 210V206H22V204L20 203V202H18V200H17V198L18 197H20V196H18L16 199L15 198H12L13 196H11L12 195V193H11V195H10V193L8 192V187H9V183H11L12 184V181L13 180H16V177H17V175H18V167H27V165L25 164V159L26 158H24V157H22L20 154L18 155V154H16L18 151H20L19 150V148H21V147H19V145L21 144L25 149L27 148L28 149V151H33V152H35L37 149L38 150H41V151H44L45 152V155L47 154L48 155V157H49V159L50 160H52V161H56V162H58L61 166H67L68 168H69V166H72L73 168H75L74 170H76L75 172L77 173V174H79V173H81V174H85V178H87V177H92L93 175H94V173H97V174H99V173H101L102 175H105L106 176V174H108V173H111V170H112V166L110 165V164H106L105 163V161H104V157L101 155V152L99 151L100 150V147L103 145L104 146V144H105V140H107L108 139V132L106 131V130H108L109 131V134H110V132H116L114 129H112V124L113 125H115L114 124V118L112 117V116H110V117H107L106 118V116H103L102 114L104 113V112H106V114L108 113L109 115L110 114H112V113H116V110L113 108V105L114 104H112V103H110V100H105L104 99V97H103V93L105 92V91H110L109 93H112V91L114 90L115 91V89H114V87H113V84H114V81H111L110 80V76L112 75H110L109 73H111V69L110 70H104V69H106L107 67L105 66V65H102L100 68H97V67H91L90 65H89V63H87V62H85L84 64H82V65H80L79 67H78V69ZM175 68V67H174ZM245 68H246V66H245ZM263 68H264V66H263ZM35 69V68H34ZM43 69V68H42ZM56 69H57V66H56ZM59 69V68H58ZM239 69H240V66H239ZM8 70V69H7ZM22 70V69H21ZM24 70V69H23ZM39 70V69H38ZM45 70V69H44ZM49 71H50V69H48ZM76 70H77V68H76ZM127 70V69H126ZM133 70V69H132ZM159 70V69H158ZM235 70H236V68H235ZM1 71V70H0ZM37 71V70H36ZM41 71V70H40ZM59 71H60V69H59ZM63 71V70H62ZM120 71V70H119ZM118 71V72H119ZM141 71L142 70H140V67L137 69V71H135L134 72V74L133 75H129L130 77L132 76V78H136L137 79V81L138 82H141ZM161 71V70H160ZM241 71V70H240ZM38 72V71H37ZM36 72V73H37ZM45 72V71H44ZM52 72V71H51ZM55 71H53V73H54ZM58 72V71H57ZM127 72V71H126ZM159 72V71H158ZM178 72V71H177ZM238 72V71H237ZM8 73V72H7ZM13 73H15V72H13ZM42 73V72H41ZM60 73H62V72H60ZM162 73V72H161ZM243 73V72H242ZM5 74H6V72H5ZM27 74H29V73H27ZM44 74H46V72L44 73ZM58 74H59V72H58ZM118 74V73H117ZM227 74V73H226ZM234 74H238V73H235L234 72ZM9 75V74H8ZM55 75V74H54ZM248 75V74H247ZM2 76V75H1ZM40 76V75H39ZM106 76V77H105ZM134 76V77H133ZM155 76V75H154ZM230 75H227V77H229ZM243 76H244V73H243ZM4 77V76H3ZM30 77H31V75H30ZM55 77H56V75H55ZM65 77V76H64ZM105 77V78H104ZM108 77H109V79H108ZM155 77H157V76H155ZM232 77V76H231ZM4 78H6V77H4ZM7 78H9V77H7ZM27 78V77H26ZM37 76H36V80H37ZM41 78V77H40ZM51 78H53V77H51ZM75 78H77V79H79V81H80V79H81V81L83 82V91H81V92H78V90H77V88H76V84H74V81H76V79ZM225 78V77H224ZM224 78H222L223 80H224ZM244 78V77H243ZM247 78V77H246ZM15 79V78H14ZM221 79V80H222ZM235 79V78H234ZM239 79V78H238ZM237 79V80H238ZM12 80V79H11ZM15 80H17V79H15ZM15 80H13V81H15ZM222 80V81H223ZM241 80V79H240ZM239 80V81H240ZM19 81V80H18ZM26 81V80H25ZM28 81V80H27ZM221 81V82H222ZM233 81V80H232ZM38 82V81H37ZM47 82V81H46ZM231 82V81H230ZM238 81H236V83H237ZM5 83H7V82H5ZM13 83V82H12ZM30 83V82H29ZM32 83V82H31ZM186 83V82H185ZM223 83V82H222ZM221 83V84H222ZM233 83H235V82H233ZM240 83H241V81H240ZM242 83H243V81H242ZM4 84V83H3ZM15 84V83H14ZM14 84H11V85H13V86H16V85H14ZM24 84V83H23ZM22 83H18V89H20L19 91L20 92H22V94L27 90L28 91V89H31L30 87H28L29 85H23ZM26 84V83H25ZM37 84V83H36ZM118 84H120V82L118 83ZM183 84V83H182ZM230 85H232L231 83H229ZM229 84H228V87H229ZM35 85V84H34ZM78 85V84H77ZM80 85H82V84H80ZM117 85V84H116ZM142 84H140L139 85V87H137L136 86V91H135V94H138L139 96L141 95V93H142V87H140ZM223 85V84H222ZM240 85V84H239ZM2 86V85H1ZM188 86V85H187ZM35 87V86H34ZM49 87V88H48ZM186 87V86H185ZM191 87V86H190ZM223 87H225V86H223ZM227 87V83H226V88L228 89V90H230V87L228 88ZM4 88V87H3ZM8 88V87H7ZM33 88V87H32ZM38 89L39 87H35V89ZM117 88V87H116ZM179 88V87H178ZM239 88V87H238ZM11 89H13V87H11ZM15 89V91L17 92V90H16V88H14ZM183 89H184V87H183ZM209 89V88H208ZM4 90V89H3ZM33 90H34V88H33ZM32 90V91H33ZM82 90V89H81ZM180 90H181V88H180ZM31 91V90H30ZM37 91V90H36ZM132 91V90H131ZM187 91V90H186ZM210 91H211V89H210ZM222 91V90H221ZM227 91V90H226ZM7 92V91H6ZM6 92H4V94L6 93ZM12 92V91H11ZM16 92H14V93H16ZM130 92V91H129ZM132 92H134V91H132ZM190 92V91H189ZM193 92V91H192ZM208 92V91H207ZM235 92V91H234ZM247 92V91H246ZM19 93V92H18ZM79 93H81V94H87V96H80V94ZM196 93V92H195ZM209 93H211L212 94V92H209ZM230 93V92H229ZM8 94V93H7ZM6 94V95H7ZM10 94V93H9ZM12 94V93H11ZM17 94V93H16ZM27 94H29V93H27ZM79 94V95H78ZM191 94V93H190ZM227 94H228V92H227ZM234 94V93H233ZM15 95V94H14ZM30 95H32V94H30ZM52 95V94H51ZM176 96H178L179 98H180V100H182V98L185 96L184 94H183V92L181 93L179 90H177V92H176V94H175ZM0 96H1V92H0ZM5 96V95H4ZM230 96V95H229ZM233 96V95H232ZM2 97V96H1ZM7 96H5L4 98H6ZM21 97H22V95H21ZM34 97H36V96H34ZM174 97V96H173ZM3 98V99H4ZM8 98H9V96H8ZM14 98V97H13ZM228 98H230V97H228ZM10 99V98H9ZM144 99H147L146 97L145 98H143L142 99V104H143V102L145 101ZM188 99V98H187ZM196 99V97L193 95V94H191L190 95V99H189V101L190 102H192V104L191 103H189V108L191 109V107L193 106V108H195V106H197L198 105V103H197V100H195ZM24 100H25V98H24ZM200 100V99H199ZM1 101V100H0ZM19 101V100H18ZM134 101H135V99H134ZM133 101V102H134ZM137 102H139L140 103V101L137 99L136 100ZM186 101V100H185ZM100 103V107H101V109H103V110H101L99 107H96V105H97V103ZM128 102H130V101H128ZM167 102V101H166ZM169 102V101H168ZM1 103V102H0ZM3 103V102H2ZM26 103V102H25ZM170 103V102H169ZM27 104V103H26ZM138 103H136V102H134V103H131L130 102V109L131 110H133V112H135V111H137V112H139V117L138 118H136L137 119V121L138 120H142V118H144V120L145 121H147L148 120V116H146V113H144V112H142L144 109H142L141 107H139V105H137ZM170 104H172V103H170ZM169 104V105H170ZM128 105V104H127ZM159 105V107H161L162 105H163V103H161V104H158ZM167 105V104H166ZM203 105V104H202ZM23 106V105H22ZM24 106H25V104H24ZM199 106V105H198ZM209 107H211L212 105H208ZM169 107V106H168ZM179 107V106H178ZM96 108H99V109H96ZM144 108V107H143ZM166 108V107H165ZM187 108V107H186ZM201 108V107H200ZM174 109V108H173ZM211 109V108H210ZM179 110V109H178ZM205 110V109H204ZM212 110V109H211ZM89 111H93L92 113H90ZM169 111H171L170 109H169ZM175 111V110H174ZM213 111V110H212ZM88 112H89V115H87L86 116V113L88 114ZM127 112V111H126ZM125 112V113H126ZM180 112V111H179ZM178 112V113H179ZM183 112V111H182ZM189 112V111H188ZM205 112V111H204ZM144 113V114H143ZM177 113V112H176ZM191 113H193V112H191ZM105 114V115H106ZM128 114V113H127ZM133 114V113H132ZM132 114H131V116H132ZM134 114H136V113H134ZM174 114H175V112H174ZM202 114V113H201ZM215 114V113H214ZM218 114V113H217ZM12 115V116H11ZM108 115V116H109ZM148 115V114H147ZM161 115V114H160ZM166 115V114H165ZM177 115V114H176ZM180 115V114H179ZM178 115V116H179ZM184 115V114H183ZM6 116H11V117H13V116H15L16 117V119H17V121H18V123H16V122H14V121H8V119L10 118H7ZM29 115H27V117H28ZM131 116H130V118H125L124 119V122H125V124H132L133 123V120H132V118H131ZM162 116V115H161ZM177 116V117H178ZM201 116V115H200ZM88 117H89V120H90V125H89V123H87L86 124V121H88V120H85V119H88ZM121 117V116H120ZM162 117H164V116H162ZM176 117V116H175ZM176 117V118H177ZM187 117V116H186ZM185 117V118H186ZM196 117H198V116H196ZM205 117V116H204ZM185 118H184V120H185ZM200 118V117H199ZM198 118V119H199ZM203 118V117H202ZM258 118V117H257ZM11 119V118H10ZM136 119H135V121H136ZM171 119V118H170ZM204 119V118H203ZM208 119V118H207ZM13 120H14V117H13ZM31 120V119H30ZM151 120V119H150ZM162 120V119H161ZM169 120V119H168ZM174 120V119H173ZM183 120V121H184ZM186 120H187V118H186ZM228 120V119H227ZM264 120V119H263ZM8 121V122H7ZM16 121V120H15ZM27 121V120H26ZM154 121V120H153ZM163 121V120H162ZM170 121V120H169ZM181 122H182V119L180 120ZM206 121H208V120H206L205 119V122ZM6 122V123H5ZM144 122V121H143ZM152 122V121H151ZM150 122V123H151ZM172 122V121H171ZM185 122V121H184ZM199 122V121H198ZM202 122H203V120H202ZM210 122H211V120H210ZM217 122V121H216ZM2 123V124H3ZM140 123V122H139ZM153 123V122H152ZM215 123V122H214ZM231 123H233V122H231ZM137 124V123H136ZM202 124V123H201ZM208 124V123H207ZM135 125V124H134ZM141 125V124H140ZM145 125V124H144ZM152 125V124H151ZM184 125H185V123H184ZM199 125H200V123H199ZM147 126V125H146ZM155 126V125H154ZM169 126V125H168ZM201 126V125H200ZM207 126V125H206ZM134 127V126H133ZM138 127V126H137ZM145 127V126H144ZM177 127H179V126H177ZM95 129V131H96V129L97 130H102L100 133H99V136H100V138H97L96 140H94V142H93V145H91V146H89L88 145V143L90 144V140L92 141V139H93V137L92 136H90V133L92 134V129ZM173 128V127H172ZM196 128V127H195ZM111 129V130H110ZM134 128H126L125 127V133H121V135L119 136V139H118V142L120 143V144H118V145H120L121 147H123L124 145L123 144H125V143H127V144H129L130 143V145L129 146H131V145H133V144H131V142L130 141H132V142H135V140H140V148H141V153H142V155H145V153H146V151H147V149H146V146L144 145V141H146V139H145V137H144V135H143V132L142 131H140V130H136V129H134ZM141 129V128H140ZM177 129V128H176ZM3 130H1V131H3ZM87 130V131H86ZM123 130V129H122ZM121 130V131H122ZM236 130V129H235ZM94 131V132H95ZM153 131V130H152ZM174 131V130H173ZM233 131V130H232ZM232 131H231V134H232ZM118 132V131H117ZM239 132V131H238ZM98 133V132H97ZM148 133V132H147ZM175 133V132H174ZM186 133V132H185ZM196 133V132H195ZM241 133V132H240ZM101 134V135H100ZM184 135V134H183ZM232 135H234V134H232ZM239 135V134H238ZM241 135H242V133H241ZM240 135V136H241ZM186 136V135H185ZM184 136V137H185ZM188 136V135H187ZM235 136V135H234ZM161 137V136H160ZM166 137H167V135H166ZM166 137H164V138H166ZM202 137V136H201ZM203 137H205V136H203ZM243 137H245V135H243ZM116 138V137H115ZM159 138V137H158ZM157 138V139H158ZM239 138V137H238ZM95 139V138H94ZM163 139V138H162ZM168 139V138H167ZM170 139V138H169ZM174 139V138H173ZM185 139H186V137H185ZM192 139V138H191ZM196 139H197V137H196ZM240 139V138H239ZM254 139V138H253ZM152 140V139H151ZM154 140V139H153ZM171 140V139H170ZM200 140V139H199ZM234 140V139H233ZM236 140V139H235ZM251 140V139H250ZM166 141V140H165ZM167 141H169V140H167ZM189 141V140H188ZM203 141V140H202ZM238 141V140H237ZM244 141V140H243ZM255 141H256V139H255ZM8 142V143H9ZM160 142V141H159ZM163 142V141H162ZM171 142V141H170ZM204 142V141H203ZM202 142V143H203ZM109 143H110V141H109ZM108 143V144H109ZM116 143V142H115ZM154 143V142H153ZM167 143V142H166ZM180 143H181V141H180ZM184 143V142H183ZM199 143H201V142H199ZM198 143V144H199ZM249 143V142H248ZM18 144V145H17ZM111 144V143H110ZM117 144V143H116ZM126 144V145H127ZM162 144V143H161ZM161 144H160V146H161ZM182 144V143H181ZM191 144V143H190ZM233 144H235V143H233ZM236 144H237V142H236ZM240 144V143H239ZM106 145V144H105ZM114 145V144H113ZM163 145H165V144H163ZM167 145H169V144H167ZM192 145V144H191ZM197 145V144H196ZM117 146V145H116ZM120 146H117V147H120ZM138 146H139V144H138ZM155 146V145H154ZM200 146V145H199ZM231 146V145H230ZM114 147V146H113ZM135 147H136V145H135ZM135 147L133 148V146L132 147H129V154L131 155V157H134L135 156V153H136V149H135ZM159 147V146H158ZM157 146H156V148H158ZM162 147V146H161ZM235 147V146H234ZM112 148V147H111ZM137 148V147H136ZM154 148V147H153ZM166 148V147H165ZM167 148H168V146H167ZM167 148H166V150H167ZM193 148H197V147H193ZM212 149H214V147H211ZM241 148V147H240ZM253 148H255V147H253ZM22 149V148H21ZM107 149V152H108V148H106ZM128 149V148H127ZM250 149V148H249ZM256 149V148H255ZM154 150V149H153ZM159 150V149H158ZM157 150V151H158ZM161 150H162V148H161ZM235 150H237L236 148H235ZM251 150H253V149H251ZM102 151H104V150H102ZM127 151V152H128ZM168 151H169V149H168ZM174 151V150H173ZM220 151V150H219ZM248 151V150H247ZM247 151H246V153H247ZM258 151H259V149H258ZM0 152H2V148L0 147ZM4 152V151H3ZM20 152H22V151H20ZM105 152V151H104ZM125 152V151H124ZM154 152V151H153ZM163 152H164V149H163ZM215 152V150L213 151V153ZM217 152H218V149H217ZM237 152H238V150H237ZM5 153V152H4ZM4 153H3V155H4ZM24 153V152H23ZM39 153H40V151H39ZM115 153V152H114ZM118 153V152H117ZM158 153H160V152H158ZM161 153H162V151H161ZM160 153V154H161ZM202 153V152H201ZM234 153V152H233ZM260 153H261V151H260ZM8 154V153H7ZM15 154H16V156H15ZM32 154V153H31ZM81 154H84L85 156L87 155V157H88V159L89 160H85V159H82L83 157H81ZM111 154V153H110ZM120 154V153H119ZM118 154V155H119ZM129 154H128V156H129ZM170 154V153H169ZM175 154V153H174ZM257 152H254V150L253 151H251V154L248 152L247 154H246V158H245V161H246V163L248 164V166H250L251 167V169H252V171H253V175H255L256 177L257 176H259L260 174H259V163L260 162H258V159L260 160V158L257 156ZM263 154V153H262ZM0 155H1V153H0ZM43 155V154H42ZM117 155V154H116ZM156 155V154H155ZM214 155V154H213ZM261 155V154H260ZM149 156V155H148ZM157 157H158V155H156ZM161 156H162V154H161ZM169 156V155H168ZM203 156H205V155H203ZM203 156H202V160L203 159H206V157H207V155H206V157L205 158H203ZM215 156V155H214ZM263 156V155H262ZM124 157V156H123ZM142 157V156H141ZM145 157V156H144ZM165 157V156H164ZM167 157V156H166ZM175 157V156H174ZM243 157V156H242ZM85 158V157H84ZM103 158V159H102ZM119 158V157H118ZM127 158H129V157H126V159ZM149 158V157H148ZM121 159H124V158H121ZM125 159V160H126ZM130 159V158H129ZM129 159L128 160H126V162L124 161V162H121V163H118L115 167L117 168L116 169V173H117V171H120V174H123V175H126V176H128L129 174H133V175H139V173H140V171H141V169L138 171L137 169H136V171L134 172V171H131V169H130V165L127 163V162H129ZM146 159V158H145ZM217 159V158H216ZM262 159H263V157H262ZM2 160V159H1ZM46 160H47V158H46ZM45 160V161H46ZM108 160V159H107ZM119 160V159H118ZM132 160V159H131ZM131 160H130V162H131ZM136 160H137V162H138V167L141 165V166H144V164H145V161H144V159H141V158H136ZM219 160V159H218ZM27 161H29V160H27ZM51 161V162H52ZM114 161H116V160H114ZM113 161V162H114ZM171 161V160H170ZM172 161H173V159H172ZM177 161V160H176ZM209 161H210V159H209ZM244 161V160H243ZM6 162V161H5ZM85 162V163H84ZM86 162H87V164L88 165H86ZM144 162V163H143ZM218 162H220V161H217L216 163H210L211 164V166H213V167H215V169L214 170H217V172H219V173H223V164H220V163H218ZM169 163V162H168ZM171 163V162H170ZM221 163H223L222 161H221ZM6 164V163H5ZM27 164H29V163H27ZM41 164V163H40ZM132 164V163H131ZM161 164V163H160ZM163 164V163H162ZM207 164H209V163H207ZM36 165V164H35ZM37 165H38V163H37ZM42 165V164H41ZM47 165V164H46ZM174 165H176V164H174ZM180 165V164H179ZM224 165H225V163H224ZM229 165V164H228ZM89 166V167H88ZM135 166V165H134ZM209 167H211L210 165H208ZM222 166V167H221ZM225 166H227V165H225ZM230 166V165H229ZM228 166V167H229ZM243 166H245V165H243ZM41 167V166H40ZM71 167V168H72ZM86 167V169L85 170H83L84 168ZM91 167V168H90ZM176 167H178V166H176ZM206 167V166H205ZM208 167V168H209ZM32 168V167H31ZM30 168V169H31ZM33 168H35V167H33ZM71 168H69V169H71ZM72 168V169H73ZM150 168V167H149ZM181 168H182V166H181ZM180 168V169H181ZM185 168V167H184ZM222 168V170L223 171H219L218 169H221ZM249 168V167H248ZM42 169V168H41ZM55 169H56V167H55ZM61 169V168H60ZM59 169V170H60ZM71 169V172H70V170H68L69 171V176L71 177L73 174H75L76 175V173L74 172V170H72ZM175 169V168H174ZM178 169V168H177ZM176 169V170H177ZM206 169V168H205ZM245 169V168H244ZM29 170V169H28ZM134 170V169H133ZM170 170V169H169ZM181 170H183V169H181ZM208 170V169H207ZM227 170V169H226ZM225 170V171H226ZM229 170V169H228ZM5 171V170H4ZM61 171V170H60ZM64 171V170H63ZM161 171V170H160ZM175 171V170H174ZM178 171V170H177ZM191 171V170H190ZM203 171V170H202ZM212 171V170H211ZM210 171V172H211ZM234 171V170H233ZM245 170H243V172H244ZM6 172V171H5ZM4 172V173H5ZM38 172V171H37ZM66 172V171H65ZM171 172V171H170ZM182 172V171H181ZM183 172H184V170H183ZM192 172V171H191ZM199 172V171H198ZM208 172V171H207ZM242 172V173H243ZM247 172V171H246ZM249 172V171H248ZM7 173V172H6ZM36 173V172H35ZM45 173V172H44ZM190 173V172H189ZM202 173V172H201ZM221 173V174H222ZM233 173H235V172H233ZM233 173H232V175H233ZM250 173V172H249ZM53 174H55V173H53ZM65 174V173H64ZM169 174V173H168ZM186 174V173H185ZM184 174V175H185ZM197 174V173H196ZM199 174H200V172H199ZM211 174V173H210ZM236 174V173H235ZM37 175V174H36ZM42 175V174H41ZM75 175H73V176H75ZM162 175V174H161ZM171 175H173V174H171ZM176 175V173L173 175V176H175ZM192 175H194V174H192ZM198 175V174H197ZM249 175V174H248ZM263 175V174H262ZM1 176H2V174H1ZM51 176V175H50ZM99 176V175H98ZM97 176V177H98ZM112 176V175H111ZM114 176H115V174H114ZM117 176V175H116ZM178 176V175H177ZM222 176H223V174H222ZM49 177V176H48ZM52 177H54L53 175H52ZM180 177V176H179ZM211 177V176H210ZM226 177H228V175L226 174ZM237 177V176H236ZM247 177V176H246ZM263 177V176H262ZM34 178V177H33ZM35 178H37V177H35ZM46 178V177H45ZM51 178V177H50ZM60 178V177H59ZM83 178H84V176H83ZM100 178V177H99ZM114 178H116V177H114ZM121 178V177H120ZM155 178V177H154ZM162 178V177H161ZM175 178V177H174ZM198 178V177H197ZM200 178H201V175H200ZM224 178V177H223ZM234 178V177H233ZM42 179V178H41ZM40 179V180H41ZM48 179V178H47ZM88 179V178H87ZM106 179V178H105ZM165 178L163 177V180H164ZM196 178L194 177V176H191V175H188V176H183V177H181V185H192V186H194L193 188H194V193L191 195V198L194 200L195 198H196V196L198 195L197 193H200V191L201 190H203L202 189V187H200L196 182H198V181H196V180H198V179H196ZM232 179V178H231ZM235 179V178H234ZM248 179V178H247ZM246 179V180H247ZM43 180V179H42ZM50 180V179H49ZM48 180V183L51 181H49ZM54 180V179H53ZM63 180V179H62ZM76 180V179H75ZM96 180V179H95ZM102 180V179H101ZM108 180V179H107ZM113 180V179H112ZM137 180H139V179H137ZM155 180V179H154ZM157 180H158V178H157ZM161 180V179H160ZM167 180V179H166ZM240 180V179H239ZM17 181V180H16ZM59 181V180H58ZM64 181V180H63ZM86 181V180H85ZM93 181V180H92ZM118 181H119V179H118ZM127 181V180H126ZM130 181H133L132 179L130 180ZM129 181V182H130ZM141 181V180H140ZM140 181H139V184H137L138 186L141 184L140 183ZM226 181V180H225ZM243 181V180H242ZM14 182V181H13ZM30 182H32V179H31V181ZM113 182V181H112ZM111 182V183H112ZM120 182V181H119ZM118 182V183H119ZM128 182V183H129ZM154 182V181H153ZM166 182V181H165ZM165 182H163L162 181V183H165ZM177 182H178V180H177ZM223 182V181H222ZM231 182V181H230ZM238 182V181H237ZM247 182V181H246ZM259 182V181H258ZM261 182H263V181H261ZM20 183V182H19ZM36 183V182H35ZM73 183H75V182H73ZM135 183V182H134ZM157 183V182H156ZM168 183V182H167ZM200 183V182H199ZM245 183V181L243 182V184ZM14 184V183H13ZM54 184V183H53ZM57 184V183H56ZM80 184V183H79ZM122 184V183H121ZM132 184V183H131ZM143 184V183H142ZM141 184V185H142ZM169 184V183H168ZM223 184V183H222ZM226 184V183H225ZM228 184H229V182H228ZM251 184H253V185H255L254 183H252L251 182ZM264 184V183H263ZM16 185V184H15ZM18 185V184H17ZM38 185V184H37ZM59 185V184H58ZM96 185V184H95ZM106 185H107V183H106ZM109 186H110V184H108ZM113 185V184H112ZM124 185V184H123ZM158 185V184H157ZM172 185V184H171ZM176 185H177V183H176ZM179 186V187H177L176 188V191H181L180 190V188L182 187V186ZM204 185V184H203ZM202 185V186H203ZM218 185V184H217ZM224 185V184H223ZM230 185V184H229ZM228 185V186H229ZM250 185V184H249ZM252 185V186H253ZM42 186H44V185H42ZM46 186V185H45ZM44 186V187H45ZM52 186V185H51ZM63 186H65V185H63ZM62 186V187H63ZM100 186V185H99ZM105 186V185H104ZM108 186V187H109ZM205 186H207V185H205ZM225 186V185H224ZM252 186H251V188H252ZM12 187V186H11ZM68 187V186H67ZM70 187V186H69ZM94 187V186H93ZM97 187V186H96ZM96 187H94V188H96ZM123 187V186H122ZM126 187V186H125ZM166 187V186H165ZM212 187V186H211ZM243 187V186H242ZM247 188H248V186H246ZM256 187V186H255ZM264 187V186H263ZM36 187H34V189H35ZM40 188H42V187H40ZM76 188V187H75ZM110 188V187H109ZM115 188V187H114ZM124 188V187H123ZM127 188H129L128 186H127ZM139 188V187H138ZM141 188V187H140ZM158 188V187H157ZM163 188V187H162ZM171 188V187H170ZM206 188V187H205ZM208 188V187H207ZM219 188V187H218ZM217 188V189H218ZM223 189L225 188V187H222ZM244 188V187H243ZM259 188V187H258ZM258 188H257V190H258ZM32 189V188H31ZM53 189V188H52ZM62 189H64V188H62ZM87 189V188H86ZM90 189V188H89ZM119 189H120V187H119ZM122 189V188H121ZM142 189H144L145 190V188H142ZM169 189V188H168ZM213 189V188H212ZM211 189V190H212ZM249 189V188H248ZM264 189V188H263ZM15 190V189H14ZM66 190V189H65ZM73 190V189H72ZM77 190V189H76ZM94 190V189H93ZM118 190V189H117ZM170 190V189H169ZM191 190V189H190ZM208 190H210V187H209V189ZM207 190V191H208ZM236 190V189H235ZM246 190V189H245ZM254 190V189H253ZM262 190V189H261ZM12 191V190H11ZM28 191H29V189H28ZM31 191H34L33 189L31 190ZM36 191V190H35ZM39 191V190H38ZM42 191V190H41ZM46 191V190H45ZM53 191V190H52ZM62 191H64V190H62ZM67 191V190H66ZM68 191H69V189H68ZM67 191V192H68ZM74 191V190H73ZM109 191V190H108ZM111 191V190H110ZM110 191H109V193H110ZM122 191H124L123 189H122ZM131 191V190H130ZM133 191V190H132ZM135 191H137L136 189H135ZM139 191V190H138ZM163 192L165 191L164 190V188H163V190H162ZM171 191V190H170ZM169 191V192H170ZM173 191H175V190H173ZM183 191V190H182ZM214 191V190H213ZM216 191V190H215ZM218 191V190H217ZM19 192H21V191H19ZM19 192H17V195H18V193ZM51 192V190L49 191V193ZM75 192V191H74ZM114 192V191H113ZM112 192V193H113ZM120 192V191H119ZM134 192V191H133ZM144 192V191H143ZM183 192H185V190L183 191ZM210 192V191H209ZM212 192V191H211ZM258 192V191H257ZM262 192V191H261ZM29 193V192H28ZM35 193V192H34ZM40 193V192H39ZM63 193V192H62ZM88 193V192H87ZM116 193V192H115ZM121 193H123V192H121ZM130 193V192H129ZM129 193H128V195H129ZM140 193V192H139ZM146 193H148V192H146ZM151 193V192H150ZM153 193V192H152ZM168 193V192H167ZM206 193V192H205ZM214 193V192H213ZM239 193H240V191H239ZM238 193V194H239ZM21 194V193H20ZM30 194H32V193H30ZM42 194V193H41ZM45 194V192L43 193V195ZM52 195H53V193H51ZM66 194H68V193H66ZM79 194V193H78ZM76 194L75 196H74V198H72L71 200L72 201H78V202H80L79 203V206H81V204L84 206L85 204L84 203H82L81 201H80V195H82V194ZM97 194V193H96ZM143 194V193H142ZM181 194V193H180ZM197 194V195H196ZM206 194H208V193H206ZM215 194V193H214ZM218 194V193H217ZM216 194V195H217ZM244 194V193H243ZM257 195H258V193H256ZM15 195V194H14ZM24 195V194H23ZM40 195V194H39ZM38 195V196H39ZM46 196H47V194H45ZM73 195V194H72ZM71 195V196H72ZM116 194H114V196H115ZM135 195V194H134ZM137 195V194H136ZM141 195V194H140ZM149 195V194H148ZM166 195V194H165ZM170 195V194H169ZM171 195H172V193H171ZM200 195V194H199ZM203 195V194H202ZM219 195V194H218ZM221 195H222V193H221ZM245 195V194H244ZM64 196V195H63ZM110 196V195H109ZM127 196V195H126ZM163 196V195H162ZM205 196V195H204ZM223 196V195H222ZM41 197H42V195H41ZM50 197V196H49ZM56 197V196H55ZM82 197V196H81ZM90 197V196H89ZM106 197V196H105ZM117 197H120V196H117ZM178 197H180V196H178ZM186 197V196H185ZM184 197V198H185ZM218 197V196H217ZM240 197V196H239ZM259 197H260V195H259ZM61 198H62V194H61ZM121 198V197H120ZM129 198V197H128ZM131 198V197H130ZM133 198V197H132ZM137 198V197H136ZM139 198V197H138ZM144 198V197H143ZM153 198H154V196H153ZM170 198H172V197H170ZM181 198V197H180ZM200 198V197H199ZM203 198V197H202ZM208 198V197H207ZM231 198V197H230ZM27 199V198H26ZM42 199V198H41ZM44 199V198H43ZM100 199V198H99ZM104 199V198H103ZM134 199V198H133ZM165 199V198H164ZM178 199V198H177ZM183 199V198H182ZM190 199V198H189ZM206 199V198H205ZM225 199V198H224ZM233 199V198H232ZM92 200V199H91ZM90 200V201H91ZM111 200V199H110ZM113 200V199H112ZM115 200V199H114ZM129 200V199H128ZM132 200V199H131ZM161 200H163V199H161ZM172 200V199H171ZM170 200V201H171ZM179 200V199H178ZM197 200V199H196ZM195 200V201H196ZM207 200V199H206ZM206 200H205V202H206ZM208 200H210L209 198H208ZM208 200H207V202H208ZM238 200V199H237ZM242 200H243V198H242ZM66 201V200H65ZM106 201V200H105ZM105 201H104V203H105ZM139 201V200H138ZM152 201V200H151ZM169 201V200H168ZM174 201V200H173ZM185 201V200H184ZM202 201H203V199H202ZM223 201V200H222ZM244 201V200H243ZM91 202H93V201H91ZM95 202V201H94ZM99 202V201H98ZM131 202H133V201H131ZM135 202V201H134ZM205 203V205L206 204H208V203ZM240 202H242V201H240ZM27 203V202H26ZM41 203H43V202H41ZM152 203H153V201H152ZM172 203V202H171ZM188 203V202H187ZM220 203V202H219ZM243 203V202H242ZM92 204V203H91ZM91 204H90V206H91ZM125 204V203H124ZM129 204V203H128ZM134 204V203H133ZM159 204V203H158ZM160 204H161V202H160ZM164 204H166V203H164ZM183 204V203H182ZM263 204V203H262ZM47 205V204H46ZM45 205V206H46ZM93 205V204H92ZM119 205V204H118ZM151 205V204H150ZM162 205H163V203H162ZM171 205V204H170ZM177 205V204H176ZM216 205V204H215ZM220 205V204H219ZM240 205V204H239ZM242 205V204H241ZM155 206H156V204H155ZM161 206V205H160ZM172 206H174V205H172ZM216 206H218V205H216ZM215 206V207H216ZM226 207H227V205H225ZM234 207H235V205H233ZM50 207V206H49ZM95 207V206H94ZM96 207H98V206H96ZM116 207V206H115ZM122 207V206H121ZM214 207V206H213ZM69 208V207H68ZM72 208V207H71ZM103 208H105V207H103ZM132 208H133V206H132ZM156 208V207H155ZM163 208V207H162ZM197 208V207H196ZM207 208V207H206ZM205 208V209H206ZM210 208V207H209ZM218 208V207H217ZM36 209V208H35ZM41 209V208H40ZM39 209V210H40ZM48 209V208H47ZM53 209H55V208H53ZM81 209V208H80ZM80 209H76V210H80ZM121 209V208H120ZM124 209V208H123ZM204 209V210H205ZM224 209V208H223ZM228 209V208H227ZM69 210V209H68ZM75 210V211H76ZM94 209H92V208H90V211H93ZM122 210V209H121ZM143 210V209H142ZM163 210V209H162ZM166 210V209H165ZM168 210V209H167ZM174 210H175V207H174ZM218 210V209H217ZM226 210V209H225ZM229 210V209H228ZM227 210V211H228ZM52 211V210H51ZM54 211V210H53ZM55 211H57V210H55ZM64 211V210H63ZM70 211V210H69ZM226 211V212H227ZM236 211V210H235ZM41 212V211H40ZM67 212V211H66ZM108 212V211H107ZM111 212V211H110ZM121 212V211H120ZM163 212V211H162ZM161 212V213H162ZM168 212V211H167ZM177 212V211H176ZM185 212V211H184ZM192 212V211H191ZM195 212H197V211H195ZM199 212V211H198ZM225 212V211H224ZM223 212V213H224ZM57 213V212H56ZM62 213V212H61ZM65 213V212H64ZM64 213H62V214H64ZM113 213V212H112ZM130 213V212H129ZM169 213H170V211H169ZM172 213V212H171ZM174 213H175V211H174ZM194 213V212H193ZM192 213V214H193ZM44 214V213H43ZM117 214V213H116ZM121 214V213H120ZM126 214V213H125ZM139 214H140V212H139ZM156 214V213H155ZM159 214V213H158ZM165 214H166V212H165ZM183 214V213H182ZM246 214V213H245ZM38 215H40V214H38ZM74 215H76L75 213H74ZM83 215V214H82ZM169 215V214H168ZM174 215V214H173ZM190 215V214H189ZM194 215V214H193ZM12 216H14V218L12 219ZM47 216V215H46ZM71 216V215H70ZM141 216V215H140ZM172 216V215H171ZM72 217V216H71ZM103 218H104V222L106 221V223L108 224V226H110V227H115V226H117L118 224L115 222V220L113 219V218H110L109 216H106V217H104V216H102ZM123 217V216H122ZM125 217H126V215H125ZM168 217V216H167ZM175 217H177V216H175ZM180 217V216H179ZM186 217V216H185ZM199 217V216H198ZM253 218V220H254V222L253 223H249V227H248V229L246 228L247 226V224H246V222H244V223H239V224H237V225H235V224H232L233 226H231V227H229V228H226V229H223L221 232L223 233H217V235H223L224 236V234H226V232H228V233H231L235 238L234 239H238V241L239 240H241L242 241V245L240 246V245H236V247H234L233 246V244L232 245H230L231 247H232V249H229L228 247L229 246H227V243L226 242H224V243H226V244H219L220 246L217 248V249H215L216 247H212L211 249H208L207 248V246L206 247H204V248H198V246L196 245V246H194L193 247V241H192V236H194L195 237V234H196V231L193 233V231L194 230H192V235H191V237H190V239H188V240H185V242H182V240H181V242H180V244H179V246H180V251H177V253L175 254V255H179L180 256V258H182L181 260L183 261V264H264V227L263 226H261V224H263L264 223V212H262V214H260V215H253L252 216ZM30 218V217H29ZM32 218H34V217H32ZM37 218V217H36ZM35 218V219H36ZM40 218V217H39ZM56 218H57V216H56ZM147 218V217H146ZM148 218H149V216H148ZM171 218V217H170ZM173 218H174V216H173ZM172 218V219H173ZM100 219H101V217H100ZM100 219H99V221H100ZM122 219V218H121ZM124 219V218H123ZM130 219V218H129ZM230 219V218H229ZM27 220H28V218H27ZM30 220V219H29ZM33 220V219H32ZM38 220V219H37ZM74 220V219H73ZM126 220V219H125ZM124 220V221H125ZM150 220H153V219H150ZM168 221H169V218L167 219ZM179 220V219H178ZM192 220V219H191ZM197 220H199V219H197ZM39 221V220H38ZM128 221H130V220H128ZM137 221V220H136ZM141 221H142V219H141ZM140 221V222H141ZM146 221H147V219H146ZM176 221H177V219H176ZM221 221V220H220ZM226 221V220H225ZM230 221V220H229ZM30 222V221H29ZM45 222V221H44ZM131 222H133V220L131 219ZM139 222V221H138ZM143 222V221H142ZM153 222V221H152ZM157 222V221H156ZM172 222H173V220H172ZM195 222V221H194ZM193 222V223H194ZM235 222V221H234ZM40 223V222H39ZM77 223V222H76ZM98 223V222H97ZM105 223V224H106ZM151 223V222H150ZM168 223V222H167ZM179 223V222H178ZM200 223V222H199ZM36 224V223H35ZM42 224V223H41ZM47 224V223H46ZM99 224V223H98ZM139 224V223H138ZM185 224V223H184ZM191 224V223H190ZM45 225V224H44ZM65 225H66V223H65ZM88 225V224H87ZM102 225V224H101ZM103 225H104V223H103ZM133 225H135V224H133ZM132 225V226H133ZM146 225V224H145ZM172 225V224H171ZM176 225V224H175ZM197 225V224H196ZM205 225H206V223H205ZM204 225V226H205ZM31 226V225H30ZM47 226V225H46ZM64 226V225H63ZM127 226V225H126ZM136 226V225H135ZM153 226V225H152ZM178 226V225H177ZM176 226V227H177ZM192 226V225H191ZM200 226H201V224H200ZM246 226V227H245ZM70 227V226H69ZM79 227V226H78ZM85 227L86 226H84V228L83 229H85ZM157 227V226H156ZM172 227V226H171ZM179 227V226H178ZM177 227V228H178ZM225 227V226H224ZM80 228V227H79ZM88 228V227H87ZM127 228H128V226H127ZM197 228V227H196ZM207 228V227H206ZM219 228V227H218ZM33 229V228H32ZM45 229V228H44ZM61 229H62V227H61ZM65 229H66V226H65ZM126 229V228H125ZM167 229V228H166ZM171 228H169V230H170ZM212 229V228H211ZM29 230V229H28ZM30 230H31V228H30ZM73 230H75V229H73ZM100 230V229H99ZM132 230V229H131ZM134 230H135V228H134ZM152 230H153V228H152ZM168 230V229H167ZM200 230V229H199ZM51 231V230H50ZM59 231V230H58ZM81 231H83L82 229H81ZM80 230H79V232H81ZM85 231H87L86 229H85ZM85 231H83V233H85ZM172 231V230H171ZM181 231V230H180ZM187 231V230H186ZM55 231H53V233H54ZM112 232V231H111ZM115 232V231H114ZM165 232H167V231H165ZM189 232V231H188ZM204 232H206V231H204ZM214 232V231H213ZM28 233V232H27ZM59 233V232H58ZM61 233V232H60ZM65 233V232H64ZM67 233V232H66ZM69 233H70V230H69ZM100 233V232H99ZM135 233V232H134ZM145 233V232H144ZM172 233V232H171ZM174 233V232H173ZM179 233V232H178ZM187 233V232H186ZM215 233V232H214ZM30 234V233H29ZM55 234V233H54ZM75 234V233H74ZM86 234V233H85ZM112 234V233H111ZM203 234V233H202ZM40 235V234H39ZM76 235V234H75ZM88 235V234H87ZM86 235V236H87ZM166 235V234H165ZM174 235V234H173ZM179 235H181V234H179ZM190 235V234H189ZM205 235V234H204ZM215 235V234H214ZM231 235V236H232ZM28 236V238H30L29 236L30 235H27ZM43 236H45V235H43ZM42 236V237H43ZM57 236V235H56ZM61 236V235H60ZM68 236V235H67ZM73 236V235H72ZM85 236V237H86ZM91 236V235H90ZM93 236V235H92ZM120 236H121V234H120ZM125 236V235H124ZM168 236V235H167ZM170 236V235H169ZM177 236H178V234H177ZM185 236V235H184ZM232 236V237H233ZM25 237H26V235H25ZM25 237H24V239H25ZM33 237V236H32ZM63 237V236H62ZM84 237V238H85ZM96 237V236H95ZM112 237V236H111ZM113 237H114V235H113ZM121 237H123V235L121 236ZM215 237V236H214ZM218 237V236H217ZM243 237V238H242ZM89 238V237H88ZM131 238H133L132 236H131ZM164 238H166L165 236H164ZM180 238V237H179ZM209 238V237H208ZM229 238H230V236H229ZM229 238H227V239H229ZM244 238H246V239H244ZM40 240H41V238H39ZM39 239H38V241H39ZM97 239V238H96ZM102 239V238H101ZM124 239V238H123ZM122 239V240H123ZM172 239V238H171ZM178 239V238H177ZM204 239V238H203ZM202 239V240H203ZM212 239H215V238H212ZM16 240V242H14ZM27 240H29V239H27ZM49 240L51 241V237L49 236ZM71 240V239H70ZM113 240V239H112ZM124 240H126V239H124ZM159 240V239H158ZM163 240V239H162ZM200 240L201 239H199V244L201 245V242H200ZM207 240V239H206ZM216 240H218V239H216ZM220 240V239H219ZM222 240V239H221ZM246 240V241H245ZM30 241V240H29ZM46 241V240H45ZM56 241V240H55ZM84 241V240H83ZM135 241V240H134ZM166 241V240H165ZM226 241V240H225ZM237 241V242H238ZM249 241V242H248ZM58 242V241H57ZM86 242H87V239H86ZM100 242V241H99ZM105 242V241H104ZM107 242V241H106ZM132 242V241H131ZM141 242H143V240L141 241ZM220 242V241H219ZM236 242V241H235ZM248 242V243H247ZM30 243V242H29ZM46 243V242H45ZM51 243H52V241H51ZM91 243V242H90ZM109 243V242H108ZM37 244V243H36ZM87 244V243H86ZM88 244H89V240H88ZM123 244V243H122ZM126 244V243H125ZM132 244V243H131ZM169 244V243H168ZM240 244V243H239ZM65 245V244H64ZM155 245V244H154ZM153 245V246H154ZM160 245H161V243H160ZM204 245V244H203ZM44 245H42V246H34L33 248L32 247H30V250L28 251L29 252V255L31 254V258H32V261L30 260L29 261V263L31 262V264H40V263H42V264H44L45 262L44 261H46V256L45 255H43L44 253H43V251H42V248H44L43 247ZM82 246V245H81ZM83 246H84V244H83ZM93 246H94V243H93ZM128 246V245H127ZM139 246H140V244H139ZM238 246H240V248H241V253H235V252H233V250H234V248H238ZM15 247V246H14ZM62 247V246H61ZM123 247V246H122ZM133 247V246H132ZM197 249H196V248ZM82 248V247H81ZM86 248V247H85ZM119 248V247H118ZM125 248V247H124ZM239 248V249H240ZM60 249V248H59ZM90 248H88V250H89ZM122 249V248H121ZM167 249V248H166ZM13 250V249H12ZM77 250V249H76ZM75 250V251H76ZM96 250H97V248H96ZM95 250V251H96ZM103 250V249H102ZM178 250V249H177ZM60 251H62V249L60 250ZM72 251V249L69 247V249L66 247L65 249H64V253L63 254H60V256H58L57 257V259H56V264H58V263H60L61 264V262H63L62 264H64V261H65V259H66V257H67V255L70 253ZM123 251V250H122ZM127 251H129V250H127ZM149 251V250H148ZM159 251V250H158ZM234 251H236V250H234ZM2 252V251H1ZM8 252V251H7ZM80 252H81V250H80ZM87 252V251H86ZM101 252V251H100ZM168 252H171V251H168ZM194 252V253H193ZM9 253H10V251H9ZM13 253L11 254H9V255H13ZM50 253V252H49ZM57 253V252H56ZM73 253V252H72ZM161 253V252H160ZM159 253V254H160ZM175 253V252H174ZM80 254V253H79ZM85 255H86V253H84ZM87 254H88V252H87ZM91 254V253H90ZM123 254V253H122ZM167 254V253H166ZM170 254V253H169ZM74 255H75V253H74ZM85 255H84V257H85ZM113 255V254H112ZM154 255V254H153ZM161 255V254H160ZM168 255V254H167ZM26 256H28V255H26ZM53 256V255H52ZM79 256V255H78ZM80 256H81V254H80ZM89 256V255H88ZM94 256V255H93ZM97 256H98V254H97ZM28 257H30V256H28ZM90 257H91V255H90ZM117 257V256H116ZM122 257V256H121ZM125 257V256H124ZM168 257V256H167ZM170 257L171 256H169L168 258L170 259ZM26 258V257H25ZM52 258H54V256L52 257ZM77 258V257H76ZM94 258V257H93ZM144 258L145 259H147L148 260V263H152L153 262V260H150L148 257H146L145 255H144ZM163 258L165 259V257L163 256ZM178 258V257H177ZM51 259V258H50ZM110 259H112V257L110 258ZM114 259V258H113ZM135 259V258H134ZM139 259V258H138ZM176 259V258H175ZM13 260V259H12ZM28 260H29V258H28ZM42 260H44V261H42ZM53 260V259H52ZM68 260V259H67ZM73 260H74V258H73ZM106 260H107V258H106ZM124 260H127L126 258L124 259ZM123 260V261H124ZM157 260V259H156ZM168 260V259H167ZM5 264H12L11 262H10V257L8 256L7 258H5ZM72 261V260H71ZM137 261V260H136ZM136 261L134 262V263H136ZM28 262V261H27ZM98 262V261H97ZM108 262H109V260H108ZM125 262V261H124ZM124 262H123V264H124ZM129 262H131V261H129ZM159 262V261H158ZM162 262H164V261H162ZM161 262V263H162ZM47 263V262H46ZM49 263V262H48ZM110 263V262H109ZM108 263V264H109ZM118 263V262H117ZM116 263V264H117ZM122 263V262H121ZM133 263V262H132ZM140 263V262H139ZM28 264V263H27ZM53 264V263H52ZM67 264V263H66ZM111 264V263H110ZM127 264H129V263H127ZM131 264V263H130ZM153 264V263H152ZM168 264H176V262L174 261V259H172L171 261H169V263Z\"/></svg>",
  "mask_w": 264,
  "mask_h": 264
}]
</instances>
